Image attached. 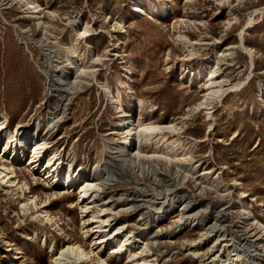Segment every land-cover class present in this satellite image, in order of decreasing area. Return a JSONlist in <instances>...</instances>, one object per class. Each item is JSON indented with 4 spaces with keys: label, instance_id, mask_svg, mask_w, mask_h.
<instances>
[{
    "label": "rangeland",
    "instance_id": "rangeland-1",
    "mask_svg": "<svg viewBox=\"0 0 264 264\" xmlns=\"http://www.w3.org/2000/svg\"><path fill=\"white\" fill-rule=\"evenodd\" d=\"M38 1L35 18L27 0H0V123L2 114L9 130L40 119L48 151L61 153L62 166L73 158L76 171L89 172L124 140L126 123L108 97L120 92L142 125L174 122L165 133L180 144L169 154L161 135L143 143L144 155L132 162L136 181H109L101 196L113 201L92 207L115 212L114 227L125 226L118 238L132 231L123 250L91 243L99 234L84 232H92L91 224L83 227L91 214L77 202L79 184L56 185L41 166L45 158L32 170L30 151L15 164L0 152L8 173L0 178V264H63L69 255L56 258L69 244L88 255L67 264H134L130 250L140 264H264V0ZM155 4L167 12L156 13ZM86 25L87 36L79 35ZM243 29L254 64L238 46ZM213 67L226 91L205 108V80L193 69ZM64 74L69 89L53 114ZM154 196L175 203L148 224L143 216ZM186 204L206 223L180 229ZM220 230L227 240L217 242ZM216 254L222 260L212 262Z\"/></svg>",
    "mask_w": 264,
    "mask_h": 264
},
{
    "label": "bare ground",
    "instance_id": "bare-ground-1",
    "mask_svg": "<svg viewBox=\"0 0 264 264\" xmlns=\"http://www.w3.org/2000/svg\"><path fill=\"white\" fill-rule=\"evenodd\" d=\"M26 5H28L33 9L32 11L33 17L35 18L40 17L41 5L38 0H27ZM154 7L156 13H159L161 11L164 13L167 12V8L164 6H159L158 4H155ZM89 30L90 27L86 25L83 31L79 32V35L87 36ZM243 31H245V29H243L240 33L241 42L238 46L250 55L251 64H254L255 61L254 50L252 47L246 44L245 35H243L242 33ZM178 37L183 42L184 40L187 39L186 36L182 34H179ZM229 54H232L231 56H234L233 51ZM225 56L226 55L221 53L220 55L217 56V58H219L220 60L222 59V57L224 58ZM91 59L93 61L98 60V58H95L93 54H91ZM193 70H194L193 73L194 75H198L199 73H201V77L205 80L204 100L199 102V106L201 105V106H205V108H208L207 106L213 102L216 96L221 97L226 91L225 89L222 88V84L224 83L226 78L225 79L222 78L221 73H219V69H217L216 67H213L211 70H205V71L202 70L195 71V69ZM64 76L65 77L58 76L61 78V80H59L61 82L60 84H62V86L63 85L66 86L58 88L60 89L61 92L60 99L58 104L55 107H52L53 110H51V112L53 114H56L57 111L60 109V107H62L61 104L63 102V99L65 98L63 91L69 89L68 84L70 80L66 76V74H64ZM250 77L251 76L249 75L248 78ZM236 86H238V83L236 85L229 86V88L231 89ZM108 97L113 101L116 109L119 112H121L119 116L121 117V120L126 123L124 130L126 134L123 137L124 140L115 146V148H117L116 150L117 154L109 157L104 163L103 167L97 166L94 170L89 172H87L86 170L84 172L76 171V168L75 167L73 168L75 164L73 158H71V160L66 162V166H62L61 164L63 163V161H65V159L63 158V156H61V153L58 152V150L56 149L53 150L49 149L48 151V147L50 145H48L46 142L47 140L44 137L45 133L44 132L41 133L42 122L40 119L39 121L35 120L31 125H24L20 123L18 124L15 130H9L5 119L6 117L4 114H2L1 123H0V152L2 153V155L6 157V159L9 162L15 164L17 162H21V160L27 156V152L30 151L29 152L30 160L28 165L32 170L35 171V169H39L41 166L43 167V170L47 169L49 171L47 176L48 177L53 176L55 178L56 185L60 183L61 184L66 183L69 185L79 184L80 189L77 190L78 193L77 202L78 204L81 205L83 212H88L87 214H85V216H88L89 213L91 214V216H89L88 218V221L84 220L83 227L85 229L87 225L91 224L92 232H90V230L88 229H85L84 232L86 233V235L93 234V232L99 234L94 237L95 239L91 238V243L92 244L115 243L120 250H123L125 247L128 246V244L132 242L131 238L134 237L132 231L127 232L124 235L125 238L123 239L118 238L120 236V235L118 236V234H120V232L121 234L122 232H124V230L121 229L122 228L124 229L125 226L123 225V227H117V228L114 227L113 222L115 221V218L113 217L115 212H113V215L111 213L109 216H106L107 211L109 212L111 208L107 207V208H103V210L102 209L93 210L92 207L97 205L99 201H101L103 205L105 204V206L107 204H110L111 201H113L112 199L104 198L103 196H101V192H103L104 188L106 189V186L108 185L109 181H112L116 184L121 182L131 183L136 181L135 180L136 176L134 175V171L132 170L133 168L132 164L135 163L134 162L135 157L137 158L140 157L141 155L142 156L144 155L142 150L143 143H150L153 137H156L157 135H161L160 138L162 145L166 146L167 153L170 154L173 150L177 151V145L180 144V141H178L177 139L171 140L169 137H167V134L165 133V132H172L174 130L175 128L174 122H169L165 124L144 123L142 125L141 120L136 119L124 107L123 105L124 99L121 98L120 92L118 93L116 98L113 95H110ZM139 101L142 105L143 104L142 100L140 99ZM47 138L50 137L47 136ZM1 140H3L2 144H1ZM42 140H44V142ZM136 140L139 143L137 144L138 150L136 151V153L132 154L131 147L134 148V146H136ZM159 157L157 158L153 157L152 163L155 161L153 159L158 160L159 163L160 161ZM42 158H45L47 160L48 163L46 166L39 165V161ZM142 158H145V156ZM139 160L142 159L140 158ZM189 167L192 168V171L197 170L196 165L190 164ZM6 168L8 167L6 166ZM3 173L4 170L0 169V178L3 179L4 181L5 178L8 177L7 176L8 173L7 172L5 174ZM7 181L11 182L12 180L8 179ZM162 181H166V180H162ZM133 199H135V201L139 200L137 197ZM150 201L152 202L151 205L153 206H150L149 209H147V211L144 212V216H143V219H145L146 223L148 224H150L153 221L158 222L160 218L164 214H166V212H168L170 208L174 206L175 203L174 201H171L170 199L166 198V196L165 197L154 196L153 199H151ZM189 204L184 205V207L181 209L182 216L180 217V223L178 224V226H180V229L185 228L188 224H192V223L198 225H203L204 223H206L204 222L206 221V217L201 216L202 214L201 215L199 214L200 210L195 211V207L189 206ZM137 205H138L137 203H134L131 207L134 208L137 207ZM104 210L107 211L102 212ZM259 225L264 228V225L261 224ZM210 227L212 228L210 229V231H213V227L212 226ZM220 231L221 232L217 234V238H216L217 242H219V240L220 242L221 240L224 241L227 240L224 239L226 237L225 236L226 234L222 230ZM228 245H229L228 242L223 244V248H225ZM232 251H236V253L233 252V254L231 255L236 254L237 258L239 259L241 255L238 252L237 248L236 247L232 248ZM66 254L69 255L68 258H70V260L65 259L66 261L63 264H67V261L78 262V263L82 262L84 258L87 257L88 252L80 244H69L65 248L61 249L60 256L56 258V261ZM136 255H137L136 251L130 250L129 256L132 257V261L134 262V264H140L139 261L135 262V259H133ZM219 257L220 254H216L214 255L211 261L213 262L217 260V258ZM229 257L232 258L233 256H230L229 254ZM219 259L222 260V258ZM102 262L104 263L105 260L102 259Z\"/></svg>",
    "mask_w": 264,
    "mask_h": 264
}]
</instances>
